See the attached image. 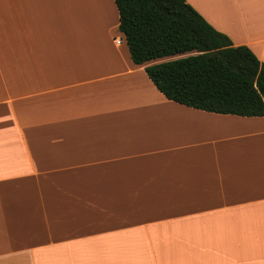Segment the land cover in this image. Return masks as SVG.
Wrapping results in <instances>:
<instances>
[{"label": "crops", "instance_id": "obj_1", "mask_svg": "<svg viewBox=\"0 0 264 264\" xmlns=\"http://www.w3.org/2000/svg\"><path fill=\"white\" fill-rule=\"evenodd\" d=\"M73 1L0 0V264H264V116L167 99L178 55ZM186 2L264 62V0Z\"/></svg>", "mask_w": 264, "mask_h": 264}, {"label": "trees", "instance_id": "obj_2", "mask_svg": "<svg viewBox=\"0 0 264 264\" xmlns=\"http://www.w3.org/2000/svg\"><path fill=\"white\" fill-rule=\"evenodd\" d=\"M133 63L169 100L204 111L264 116V62L233 45L186 0H113Z\"/></svg>", "mask_w": 264, "mask_h": 264}, {"label": "rangeland", "instance_id": "obj_3", "mask_svg": "<svg viewBox=\"0 0 264 264\" xmlns=\"http://www.w3.org/2000/svg\"><path fill=\"white\" fill-rule=\"evenodd\" d=\"M83 2H85L84 4H85V7H83V6H81V7H79V10L81 11V12H86V14L88 15V16H90V14L92 15V14H98V15H95V16H99V14H100V7L102 6L103 7V0H91L92 1V8H89L88 7V5H87V2H86V0H82ZM73 2H75V4L76 3H78L79 1H77V0H75V1H73ZM96 2H97V6H96ZM102 13L104 14V12L102 11ZM96 20V19H95ZM93 21H94V19H93ZM96 22L98 23V20H96ZM176 58V57H175Z\"/></svg>", "mask_w": 264, "mask_h": 264}, {"label": "bare ground", "instance_id": "obj_4", "mask_svg": "<svg viewBox=\"0 0 264 264\" xmlns=\"http://www.w3.org/2000/svg\"><path fill=\"white\" fill-rule=\"evenodd\" d=\"M86 2H87L88 7H89V8H92V7H91V6H92V1H91V0H86ZM88 3H89L91 6H90ZM96 6H97V2H96Z\"/></svg>", "mask_w": 264, "mask_h": 264}]
</instances>
